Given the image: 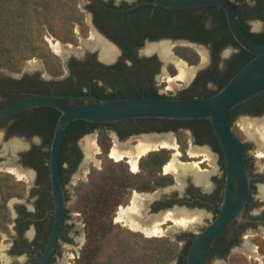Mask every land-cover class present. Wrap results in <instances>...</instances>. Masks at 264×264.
Here are the masks:
<instances>
[{
	"label": "flooded vegetation",
	"instance_id": "obj_1",
	"mask_svg": "<svg viewBox=\"0 0 264 264\" xmlns=\"http://www.w3.org/2000/svg\"><path fill=\"white\" fill-rule=\"evenodd\" d=\"M230 1L243 30L246 27L250 34L264 40V0ZM65 2L68 4L66 10L72 5L76 6L79 19L75 22L78 42H62L64 46L73 47L65 55L64 72L54 75L41 64H36L32 70L12 71L0 68V112L20 101L37 96L61 101L70 107L96 102L92 96L104 99L156 96L205 98L223 88L252 56L243 57V49L230 29L226 11L216 5L168 9L156 5L155 0ZM163 48L169 52L165 53ZM181 48L196 52L200 56L199 62L192 65L190 60L181 55ZM108 50L112 52L111 56L108 55ZM202 52L205 53V59H202ZM181 62L195 69L194 75L188 81L178 79V64ZM249 102L250 104L237 109L233 117L244 115L254 118L264 114L249 113V110L254 113L264 111V93ZM60 116L61 112L55 108L38 106L0 121V167H5L0 168V172L19 179L7 168H20L28 174L22 180L29 178L33 183L25 200L16 199L13 205L10 201L7 203L12 223L10 234L6 233V239L10 242L6 243L8 245H5L2 253L9 261L8 264H38L49 240L55 222L49 156ZM72 124L65 136L60 161L67 207L56 246L46 264H65L69 252L79 245L80 239L74 229L76 223L68 208L70 196L67 184L83 155L87 153L80 142L94 134L99 139L102 131L110 136V129L114 130L118 138H140L144 133H162L147 132L154 125L149 119L110 124L91 123L80 128L79 124ZM94 124L95 128L90 130ZM182 124L184 127L178 131L166 132H174L177 137L181 130L191 134L194 146L192 150L198 151L199 155L191 156L190 152L189 155L192 159L205 156L204 151L211 155L210 163L216 164V170L212 172L214 182L206 186L205 182L198 181L195 174H190L184 199L157 193L148 203L153 212H165L173 208L174 203H179L186 205V212L207 213L214 219L224 195L226 163L223 152L213 131L212 134L210 131H202L201 127L193 128L188 123ZM243 143L252 178L244 220L241 223L235 222L227 230L212 248L206 261L214 252L222 255L228 251L229 254L242 243L246 247L249 239L247 232L257 229L259 224H264L263 201L258 202L254 194L255 185L264 182V172H256L248 154L250 145ZM181 156L182 154L179 158ZM192 161L196 160L189 162ZM207 162L208 159L201 164V168L208 176V171L203 168ZM260 195L264 197L262 191ZM192 236H187V241Z\"/></svg>",
	"mask_w": 264,
	"mask_h": 264
},
{
	"label": "trees",
	"instance_id": "obj_2",
	"mask_svg": "<svg viewBox=\"0 0 264 264\" xmlns=\"http://www.w3.org/2000/svg\"><path fill=\"white\" fill-rule=\"evenodd\" d=\"M65 1L0 0V67L21 71L27 60L43 57L51 73L60 75L64 72L61 59L53 54L45 40V35L50 32L65 43L78 42L75 22L79 19V13L74 5L66 10L68 4ZM244 31L254 41L264 43L263 39L250 34L246 27ZM180 50L181 55L190 60L192 65L199 62L200 56L196 52L191 49ZM244 55L251 54L243 49V57ZM252 58L253 56L243 63L242 67ZM241 106L232 112V124L235 119L233 113ZM256 112L249 110L253 115L264 113L261 110ZM149 120L154 125L147 132L178 131L184 127L182 123H188L187 125L193 128L201 127L202 131H210V133L213 131L208 120ZM75 124H79V128L91 125L90 122L84 121H75L72 125ZM95 126L96 124L92 125L90 130ZM234 132L241 140L243 137L241 131L236 128ZM178 138L183 159L186 160L188 147L186 132L179 131ZM98 143L102 149L100 155L102 167L100 169L92 167L88 180L78 182L75 187L78 198L70 208V211L80 213L87 238L75 264H173L177 260V264H186V253L194 236L187 241L183 249L178 241L169 237H147L143 233L124 228L114 222L119 207L128 204L133 191L152 193L159 188L174 184L172 175L162 174L173 151L161 149L150 152L140 160V170L133 173L127 159L114 161L109 157L113 143L108 133L102 131ZM23 186L25 183L17 181L15 176L0 172V240L1 233L9 232L12 223L11 211L7 203L11 198L24 194L21 193L24 191ZM227 254L228 251L222 256L225 257Z\"/></svg>",
	"mask_w": 264,
	"mask_h": 264
},
{
	"label": "water",
	"instance_id": "obj_3",
	"mask_svg": "<svg viewBox=\"0 0 264 264\" xmlns=\"http://www.w3.org/2000/svg\"><path fill=\"white\" fill-rule=\"evenodd\" d=\"M155 4L168 9L196 8L207 5L222 7L227 13L229 26L236 41L253 58L237 71L223 88L205 98L104 99L92 96L91 98H94L96 102L70 107L61 101L37 96L20 101L1 111L0 121L15 113L38 106H49L61 112L49 156L55 222L38 264H46L49 260L63 225L67 199L66 187L62 183L60 173L61 152L67 130L75 121L110 124L137 119L208 120L226 163L224 195L216 217L193 237L186 253V264H204L212 248L227 230L235 222L241 223L244 220L251 193L252 178L247 165L244 143L234 132L231 114L237 107L264 93V43L254 41L243 30L230 0H155ZM146 136L161 140L165 136L175 137V133L152 132L141 135L142 138ZM161 149L164 148L156 151ZM127 161L130 163L129 159ZM12 163L16 164V161ZM182 179L185 178L180 180ZM14 201L16 199L11 202V205Z\"/></svg>",
	"mask_w": 264,
	"mask_h": 264
},
{
	"label": "rangeland",
	"instance_id": "obj_4",
	"mask_svg": "<svg viewBox=\"0 0 264 264\" xmlns=\"http://www.w3.org/2000/svg\"><path fill=\"white\" fill-rule=\"evenodd\" d=\"M47 39H49L51 42H57V41H59L61 43L63 42L61 39L56 38L50 32H47V34L45 35V40H47ZM48 44H49L53 54H55L56 56H58L61 59L62 67L64 69V65L66 64L65 63L66 58L64 56H62V55L57 54L53 50L52 43L48 42ZM36 64H41V66H43V68L45 70L50 72L49 69H48V65L46 64V61H45V59L43 57H34L32 59L27 60L24 63V66H23L22 70H32L33 66H35ZM0 68H5V67H0ZM5 69H7V68H5ZM247 119L263 120L264 119V114L262 116H257V117H254V118L253 117H247V116H244V115H239V116L235 117L234 123H233V129L238 128L239 131H241V133H242L243 137L241 138V140L243 142H245V143L250 145L248 154H249V156L251 158V162H252L253 166L256 167V172H264V158L259 157V152L262 149H261V147L259 146V144L256 141H254L252 138H250L248 136L246 130L244 129V127H242L243 126V121L247 120ZM110 130H111L110 131V137H111L112 143H113L112 148L115 145H117V144H125V145H130V146L137 145L140 142V140L142 139V137H140V138H134V137L118 138L116 133L114 132V130H112V129H110ZM184 132H186V135L188 137V147H187V150H186L187 159L186 160L183 159V153L182 152H181L182 156L179 159L181 161H183V162H189L191 160L199 161V160H204L205 158H208V157L202 156L201 158L192 159L190 157L189 152H191L192 148L194 147L193 146V138H192V136H191V134L189 132H187V131H184ZM92 136L96 139V143H97V145L99 147V150H98L97 153H95L93 151V152H91L89 154L87 153V154L83 155L82 161L78 164L77 168L72 173V176H71V178H70V180H69V182L67 184V188H68L69 196H70V202L68 204V208L69 209L71 208L72 204H74L76 202V200L78 198L76 193H75V187L78 184V182L80 180H85V181L88 180V175H89L92 167H97L99 169L102 167V159L100 158V155L102 154V149H101V147H100V145L98 143V139L96 138V134H94ZM87 137H89V136H87ZM175 137H176V141H177L176 143L178 144V147H179L178 149H179V151H181L179 138L176 135H175ZM86 138L82 142H80L83 146H85V144H86ZM133 140H137V141L133 142ZM40 148H41V146H40ZM169 150H171V149H169ZM172 151H173V153L171 155V159L173 157V154L175 153L174 150H172ZM109 157H110V155H109ZM114 161H116V160H114ZM203 168L208 171V174H209L207 176L208 184L205 183V185L209 186L212 182H214L213 177H212L214 175H212V172H214V170H216V164L214 162L213 163L207 162V163H205L203 165ZM162 174L166 175L165 171H164V168H163ZM169 175H172L174 177V184L171 185V186H168L166 188H162V189L159 188L161 191L158 189L155 192H152L151 194L153 196H155V195H157V193L158 194H162L163 193V194H166V196L169 195V197L177 196L180 199H184L186 197V194H187V186H188L190 175H187L185 177V179H182V180H180L174 174H169ZM7 179H9V178H7ZM16 180L17 181H21V180H19L17 178H16ZM22 181L25 183V186H23L24 191H22L21 193L24 192V194H21V196H19V197L16 196L17 198L16 197L11 198L9 200L10 204H11V202L14 199H21V200H25L26 199L25 197H26V195L28 193V190H29V188L32 187L33 183L29 180V178L26 179L25 181L24 180H22ZM255 187H256L255 188L256 191L254 193L255 194V198H256V200L258 202L263 201V203H262L263 206L262 207L264 209V197H262L260 195V191H262V189L264 187V182L262 184L261 183H257L255 185ZM134 194H135V191L132 192V195H131L130 200H129L127 205L119 207L118 212L116 213V216H115V219H114L115 223H118L122 227L127 228V229H130V228L128 226L124 225L123 223H119L117 221V218H118V213L120 212L122 207L127 208L129 205H131L132 200L134 198L133 197ZM151 194H148V195H151ZM174 204H175L174 207L169 209V210H167V211H172L174 213H177V212H180L181 210L187 209V208H185L186 205L179 204V203H174ZM148 206H149L148 208H149L151 214H158V212H153L151 210V205L148 204ZM167 211H165V212H167ZM161 213H164V212H161ZM161 213H159V214H161ZM194 213H196V212H194ZM71 215H72L73 221L76 223L74 229H75V232L78 235V238L80 239V241H78L79 245L76 246V248H74L73 250H71L69 252L70 254H68L69 256L66 257L65 264H75V261H76L77 257L80 255L81 249L83 248V246L86 244V241H87L86 232H85V224H84V221H83L80 213L76 212V211H72ZM212 220H213V216L211 214L204 213L203 214V220L198 225H196V228H193V229H183V228H180V227H174L173 223L170 222V223H168V225L164 226V228L166 230L171 228L170 231L168 233H166L165 235L160 236V237H169V238H171L174 241H178L180 243V246L184 249V247L187 244V236H191V235L195 236ZM258 226L259 227L257 229L250 230L249 232H247V235H249L248 242L252 246H255L257 248V252H258V256L259 257H257V258L251 257L249 252H248V250H247V248L245 247V243H242L237 248H234L225 257L220 255V254H218L217 252H214L208 258V260L206 261V264H264V224H259ZM130 230H132V229H130ZM132 231H135V230H132ZM135 232H140V231H135ZM6 233L10 234V226H9V232L1 233L0 252H2L3 249L6 248L5 245L6 246L8 245L6 243L10 242L9 240L6 239ZM140 233H143V232H140ZM143 234L145 236H147L145 233H143ZM78 238L76 236L77 240H78ZM1 247H4V248L1 250ZM65 251L67 252V249ZM5 258H6L5 254L1 253L0 254V264H8L9 263V261H7V259H5ZM177 263H178V260L175 261L173 264H177Z\"/></svg>",
	"mask_w": 264,
	"mask_h": 264
},
{
	"label": "bare ground",
	"instance_id": "obj_5",
	"mask_svg": "<svg viewBox=\"0 0 264 264\" xmlns=\"http://www.w3.org/2000/svg\"><path fill=\"white\" fill-rule=\"evenodd\" d=\"M52 48L57 54L65 56L71 52L73 47H65L61 42L57 41L52 42ZM163 49L165 53L169 52L165 50V48ZM107 53L110 56L112 54V52L109 50L107 51ZM66 57L67 56H65V58ZM203 59H205V53H203ZM178 68L180 70L178 79L188 81L194 75L195 69L189 68L183 62L178 64ZM242 127H244V129L246 130L248 136L259 144L262 149L259 152V157L264 158V119L244 120ZM159 148L175 150L172 159L165 166L166 173L174 174L179 179L185 178L190 174H195L198 181L208 184L207 173L201 168V164L204 163L207 159L209 160V162H211V155L208 152L204 151L203 154L205 155V157H207L208 155V158L201 160V162H183L179 159L181 153L178 149V144L176 143V140L173 136H165L161 140L154 137H143L135 147L117 144L112 148L110 157L116 161H122L125 158L129 159L133 171L137 172L139 171L140 159L144 156H147L150 152L158 150ZM85 149L88 154L93 151L95 153L98 152L99 147L96 143V139L93 136H89L86 138ZM190 154L191 156H198L199 152L191 150ZM0 168L5 169L4 166ZM7 170H9L12 174L16 175L21 180L28 175H26V173L23 172L20 168H7ZM262 193L264 195V189L262 190ZM153 198V195L151 196L148 194L136 193L131 205H129L127 208H121L120 212L118 213L117 221L119 223H123L132 230L143 232L149 237H160L170 231L171 228L167 230L164 228V226L168 225V223L170 222L173 223L174 227L193 229L196 228V225H198L203 220V214L186 212L185 210H181L177 213L167 211L161 214H151L148 208V202L150 200H153ZM3 248L4 247H1V250ZM246 248L251 257H259L257 248L255 246H252L249 242H247ZM1 253L2 252H0V254Z\"/></svg>",
	"mask_w": 264,
	"mask_h": 264
},
{
	"label": "built area",
	"instance_id": "obj_6",
	"mask_svg": "<svg viewBox=\"0 0 264 264\" xmlns=\"http://www.w3.org/2000/svg\"><path fill=\"white\" fill-rule=\"evenodd\" d=\"M46 41H48L49 43H52L49 39H47Z\"/></svg>",
	"mask_w": 264,
	"mask_h": 264
},
{
	"label": "clouds",
	"instance_id": "obj_7",
	"mask_svg": "<svg viewBox=\"0 0 264 264\" xmlns=\"http://www.w3.org/2000/svg\"><path fill=\"white\" fill-rule=\"evenodd\" d=\"M164 169H165V166H164ZM131 170H132V168H131ZM133 172V171H132ZM134 173V172H133ZM148 237V236H147Z\"/></svg>",
	"mask_w": 264,
	"mask_h": 264
}]
</instances>
